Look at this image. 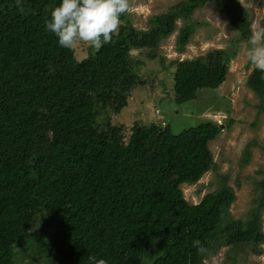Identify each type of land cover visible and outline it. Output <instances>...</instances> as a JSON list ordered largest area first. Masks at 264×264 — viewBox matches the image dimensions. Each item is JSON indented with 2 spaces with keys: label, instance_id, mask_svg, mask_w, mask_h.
Returning a JSON list of instances; mask_svg holds the SVG:
<instances>
[{
  "label": "trees",
  "instance_id": "1",
  "mask_svg": "<svg viewBox=\"0 0 264 264\" xmlns=\"http://www.w3.org/2000/svg\"><path fill=\"white\" fill-rule=\"evenodd\" d=\"M208 1L247 42L248 13L237 0H188L152 18L147 32L120 27L109 44L76 62L44 27L59 0H24L23 13L16 0H0V264H13L15 249L30 255L25 246L31 253L37 249L46 264H87L89 255L108 264H143L142 257L151 264L149 253L155 250L163 254L152 264H203L218 244L264 242L257 211L247 222L231 221L228 209L235 196L225 182L196 206L183 198L182 185L196 184L215 170L207 145L220 126L206 122L171 137L145 196L117 179L135 153L150 148L156 134L133 126L124 142L123 127L105 117L104 127L95 121L101 111L119 113L125 107L117 99L135 84L130 51L156 49L172 35L176 20ZM192 26L180 30L178 47L187 44ZM223 55L209 61L225 66L234 57ZM199 65L177 64V101L219 84L200 82ZM247 86L264 101V74L254 70ZM227 224L228 236L217 240L214 231ZM196 240L203 252L193 246ZM35 262L32 254L30 264Z\"/></svg>",
  "mask_w": 264,
  "mask_h": 264
},
{
  "label": "rangeland",
  "instance_id": "2",
  "mask_svg": "<svg viewBox=\"0 0 264 264\" xmlns=\"http://www.w3.org/2000/svg\"><path fill=\"white\" fill-rule=\"evenodd\" d=\"M187 1L128 0L129 10L121 17L120 27L147 32L152 18L166 15L170 9ZM237 2L248 13L251 32L256 25L264 26V0ZM186 24L193 25L192 31L187 44L180 48L177 39ZM157 46L154 50L140 48L130 51V72L135 84L117 99L121 105L126 102L125 107L119 113L101 111L102 116L95 119L98 127L105 126L103 117L109 119L110 125L123 127L124 142L132 135L133 126L144 127L156 134L146 152L135 153L125 163L117 182L149 195L170 138L213 122L220 126V133L207 146L216 164L215 170L204 174L196 184L182 185L183 198L196 206L225 182L235 196L228 209L231 221L247 222L257 211L264 237V101L247 86L255 70L245 55L247 42L231 29L230 21L217 11L215 2L208 1L188 18L176 20L172 35ZM92 50L86 45L77 46L70 50V56L80 62L87 59ZM219 52H223L224 57L233 53L234 57L225 66H215L209 61L210 56L216 58ZM182 61H199L197 76L200 82L219 84L196 89V96L191 100L177 101L174 74L177 64ZM243 157L247 158L246 162ZM227 226L214 231L217 240L228 236ZM46 231L50 233L51 228ZM218 245L214 253L206 252L203 264H264V242L255 246L241 243ZM25 249L30 255L25 256L24 252L15 249L11 259L13 264H17L16 258L20 264H30L32 254L36 257L34 264H46L45 257L39 258L37 249L34 253L28 246ZM149 254L159 258L163 252L155 250ZM153 257L150 258L151 264ZM142 258L144 264L145 257Z\"/></svg>",
  "mask_w": 264,
  "mask_h": 264
},
{
  "label": "clouds",
  "instance_id": "3",
  "mask_svg": "<svg viewBox=\"0 0 264 264\" xmlns=\"http://www.w3.org/2000/svg\"><path fill=\"white\" fill-rule=\"evenodd\" d=\"M24 0H16L17 10L24 12ZM129 10L128 0H59L45 20V30L57 38L65 49L77 46L99 51L111 42L121 26V17ZM246 58L250 65L264 74V26H254L247 41ZM186 185V184H184ZM198 251L200 241H193ZM87 264H108L104 258L89 255Z\"/></svg>",
  "mask_w": 264,
  "mask_h": 264
}]
</instances>
